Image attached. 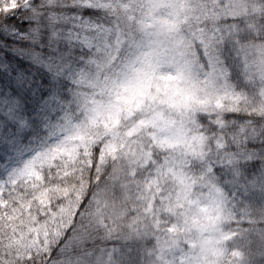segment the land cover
Instances as JSON below:
<instances>
[{
    "label": "snow or ice",
    "instance_id": "snow-or-ice-1",
    "mask_svg": "<svg viewBox=\"0 0 264 264\" xmlns=\"http://www.w3.org/2000/svg\"><path fill=\"white\" fill-rule=\"evenodd\" d=\"M0 264H264V0H0Z\"/></svg>",
    "mask_w": 264,
    "mask_h": 264
}]
</instances>
